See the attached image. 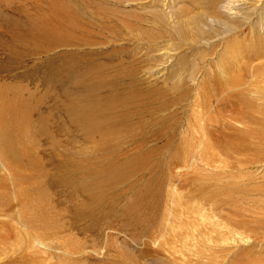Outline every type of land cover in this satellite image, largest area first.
<instances>
[{"label": "rangeland", "instance_id": "obj_1", "mask_svg": "<svg viewBox=\"0 0 264 264\" xmlns=\"http://www.w3.org/2000/svg\"><path fill=\"white\" fill-rule=\"evenodd\" d=\"M209 2L0 0V264H264V159L196 148L258 15Z\"/></svg>", "mask_w": 264, "mask_h": 264}, {"label": "bare ground", "instance_id": "obj_2", "mask_svg": "<svg viewBox=\"0 0 264 264\" xmlns=\"http://www.w3.org/2000/svg\"><path fill=\"white\" fill-rule=\"evenodd\" d=\"M208 4L209 10L206 15L208 24L201 25L204 26V28L206 29L214 30V27L218 26L223 28L225 34L233 33V30L239 28L240 25L248 26L247 23L251 21L252 13L253 15L255 13L258 15L259 21L258 19H256L257 23L253 25V32L255 33V38L254 42H252L254 44L251 55L248 56L243 53V55H246L248 57L241 58V61H243V59L245 60L243 63L241 61L238 62L239 60L237 61L238 64L235 65V68H239L238 73H234L235 75L230 74L232 76L227 78V84L225 83V81H222L223 83H225V85H227L228 88H225V95L223 99L219 100L220 103H217L219 104L218 106H221L218 111L228 112L225 111V109H229L232 117H228L227 119H230L232 122L235 121L238 124H241L242 126H244V129H239L238 125L236 126L235 123H232L227 119L225 122H218L212 120L211 117H207V119L204 121L203 117L201 116L198 121V124L196 125L199 130V132H197L200 135V137L198 136L199 140L197 141L196 148H198V150L201 152L199 155L201 156L204 162L208 161V159H206V156L209 155L210 150L219 149L221 152L223 151L228 154L230 152L239 154H242L244 152L253 153V156L256 159H250L246 161V163H257L261 159H264V0H210ZM171 14L169 13V15L172 16L171 20L177 16L176 13H174V15ZM249 25L251 26V24ZM198 32L197 33L200 37L199 41H197L198 45L200 44V42L209 45L211 39H213L214 37H221V33L218 32L214 37L208 35L206 36L205 32H203L202 29H198ZM211 32L213 33L215 31ZM230 46H233V44L229 45V47ZM217 80L216 78H214V83ZM209 82L212 83V80L210 79ZM218 93H222V91ZM2 114L3 112H1V115ZM212 134H215V136H221L223 137V139L225 138V141L221 142L220 140L218 142L214 137L217 142H213L214 138L212 137ZM210 158L211 157H209V159ZM17 182L18 178L16 176L13 179L11 185L15 190L14 199L18 202L19 189H17ZM19 186H21V183ZM225 189L231 190L227 188ZM22 194L23 193H21L20 195ZM1 207L2 203H0V208ZM24 216L25 215L22 211L19 212V221L22 225L30 227V229H33V227L38 228V226L36 225H31L30 221L29 223L25 222L28 221V219L25 220ZM29 216L31 217L32 215L29 214ZM29 216L27 215L28 218Z\"/></svg>", "mask_w": 264, "mask_h": 264}]
</instances>
